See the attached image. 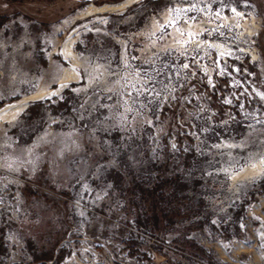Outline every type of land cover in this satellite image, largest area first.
Instances as JSON below:
<instances>
[{"label": "rangeland", "instance_id": "rangeland-1", "mask_svg": "<svg viewBox=\"0 0 264 264\" xmlns=\"http://www.w3.org/2000/svg\"><path fill=\"white\" fill-rule=\"evenodd\" d=\"M126 1L0 0V264H264V0H217L253 17L248 72L160 114L133 59L202 0Z\"/></svg>", "mask_w": 264, "mask_h": 264}, {"label": "built area", "instance_id": "built-area-1", "mask_svg": "<svg viewBox=\"0 0 264 264\" xmlns=\"http://www.w3.org/2000/svg\"><path fill=\"white\" fill-rule=\"evenodd\" d=\"M201 3L198 6L194 3L174 4L173 9L167 8L171 10L168 20L163 19L166 9H162L155 18L159 23L156 30L148 28L146 32L144 29L149 27L152 18L141 29L147 33L144 39L147 38L150 42L141 46L137 59L134 58L133 61L146 72L150 68L154 69L153 77L149 80V96L150 103L158 114L172 110L181 92L191 88L198 93L203 90L210 101L214 102L217 95L232 86V81L228 79L231 73L238 75L240 71L248 72L244 66L240 68L239 64L243 65V57L252 56L241 51L243 47L237 46V43L245 46L244 36L248 33L245 28L237 26L239 14L232 8L254 22L253 17L241 11L236 4L227 7L222 2L219 5L217 0H202ZM194 24L200 25L195 31L190 29ZM174 29H177V35L173 34ZM133 36L135 34L132 33L130 38L133 39ZM237 54H243L240 60L234 58ZM232 60L237 63L233 67L230 66ZM232 106L231 102H223L219 104L220 108L209 109L210 116L196 135L206 137L223 127L228 129L237 125L238 116L229 115L233 113ZM225 108L227 112L223 113L221 110ZM220 115L226 118L216 121Z\"/></svg>", "mask_w": 264, "mask_h": 264}, {"label": "bare ground", "instance_id": "bare-ground-1", "mask_svg": "<svg viewBox=\"0 0 264 264\" xmlns=\"http://www.w3.org/2000/svg\"><path fill=\"white\" fill-rule=\"evenodd\" d=\"M130 1H132V0H127L126 1V3H128V2H130ZM233 9V11L235 12V13H237V14H239L238 16H237V18L239 19H241V18H243V15L241 14V13H239L237 10H235L234 8H232ZM169 14L168 13H165L164 15H163V19L164 20H168L170 17L168 16ZM155 21H156V19H155ZM238 25V27L239 28H242L243 26H241V21L239 22V23H237ZM157 26H159V23H158V25ZM192 26H194V27H192ZM191 26V28L190 29H192L193 31H195V30H197L199 27H200V25L199 24H194V25H192ZM242 29H244V28H242ZM153 30H156V29H154L153 28ZM173 34L174 35H177V29H174L173 30ZM221 48H222V46H221ZM236 177V176H235Z\"/></svg>", "mask_w": 264, "mask_h": 264}, {"label": "snow or ice", "instance_id": "snow-or-ice-1", "mask_svg": "<svg viewBox=\"0 0 264 264\" xmlns=\"http://www.w3.org/2000/svg\"><path fill=\"white\" fill-rule=\"evenodd\" d=\"M185 67H187V65H185ZM225 103H230V101H225Z\"/></svg>", "mask_w": 264, "mask_h": 264}, {"label": "trees", "instance_id": "trees-1", "mask_svg": "<svg viewBox=\"0 0 264 264\" xmlns=\"http://www.w3.org/2000/svg\"><path fill=\"white\" fill-rule=\"evenodd\" d=\"M64 106H66V105H64Z\"/></svg>", "mask_w": 264, "mask_h": 264}]
</instances>
